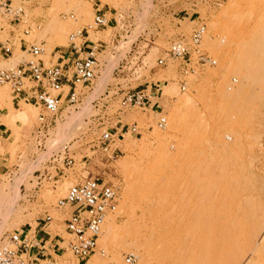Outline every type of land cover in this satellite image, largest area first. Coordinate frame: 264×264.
<instances>
[{
	"label": "rangeland",
	"instance_id": "obj_1",
	"mask_svg": "<svg viewBox=\"0 0 264 264\" xmlns=\"http://www.w3.org/2000/svg\"><path fill=\"white\" fill-rule=\"evenodd\" d=\"M11 1L14 13L23 11L19 20L0 15V43L10 50L0 52V67L31 59L24 52L30 44L43 46L40 58L51 64L54 50L68 47L70 35L83 29L102 48L94 84L81 87L78 105L64 106L42 146L34 134L39 110L0 84V243L16 232L34 233L47 215L53 218L47 231L68 239L67 214L57 202L90 177L116 182L121 198L88 264L173 263L157 244L167 218L175 224L200 219L204 229L219 218L264 224V57L257 52L264 40V0ZM99 11L111 20L108 27L89 29ZM200 26L207 28L201 49L213 63L194 73V64L178 60L158 66L174 41L189 39ZM117 84H157L163 96L158 109L123 115L142 135L120 137L119 157L106 164L86 141H76L88 129L87 118L99 112L92 101ZM118 108L114 97L108 111L113 123ZM161 117L165 129L158 126ZM65 145L72 167L52 158ZM85 154L93 157L87 161ZM257 252L253 264H264L263 243ZM50 255L60 264H77L69 250Z\"/></svg>",
	"mask_w": 264,
	"mask_h": 264
},
{
	"label": "built area",
	"instance_id": "obj_2",
	"mask_svg": "<svg viewBox=\"0 0 264 264\" xmlns=\"http://www.w3.org/2000/svg\"><path fill=\"white\" fill-rule=\"evenodd\" d=\"M8 1L0 2V15L14 14L15 20H19V13L23 10L19 9L14 13L12 1ZM110 21L106 14L99 11L89 29L107 28ZM206 29V26H200L189 39L174 41L165 55L158 59V66L164 67L169 61L178 60L186 65L194 64L191 71L194 73L196 69L213 63L201 49ZM84 30L70 35L68 47L54 50L51 64L40 58L45 55L43 46L30 44L24 52L31 56V59L21 61L15 66L0 67V84L9 85L14 95L32 103L39 110L38 125L34 134L40 146L51 136L64 106L78 105L84 96L81 87L92 86L99 75V54L102 45L92 43L89 35L84 37ZM24 33L29 34L30 27H27ZM0 52L5 53V56L10 50L4 43H0ZM4 59L8 61L10 58ZM161 91L157 84H146L133 89H124L117 84L110 91L106 90V95L102 94L99 99L92 101L93 107L99 112L87 118L88 129L76 142L86 141L88 150L92 152L91 149H94L93 154H97L103 162H114L120 153L117 147L118 139L126 135H142L143 131L136 123L125 124L123 115L134 109L143 112L158 109L163 96ZM114 97L118 100L119 108L114 115L116 122L113 123L108 111ZM158 126L165 129L167 120L161 117ZM71 152V148L65 145L52 158H63L64 163L72 167L74 159ZM92 157L84 155L87 161ZM120 198L119 185L101 177H90L70 187L66 196L56 205L58 211L67 214L64 224L69 236L68 239L60 237L62 244H67L59 248L60 252L69 250L76 258L77 264H88L91 256L97 251L98 241L108 219L119 211ZM52 222V216L47 215L40 219V232L36 230L33 233L31 228L7 236L0 243V264H60L48 253L51 240L42 237Z\"/></svg>",
	"mask_w": 264,
	"mask_h": 264
},
{
	"label": "bare ground",
	"instance_id": "obj_3",
	"mask_svg": "<svg viewBox=\"0 0 264 264\" xmlns=\"http://www.w3.org/2000/svg\"><path fill=\"white\" fill-rule=\"evenodd\" d=\"M257 52L259 54H257L258 56L261 55L264 57V40ZM173 207L169 210L170 212ZM173 214L175 215V210ZM191 220L193 219L191 218ZM199 220L194 219L192 222L188 220L186 223L180 221L179 224H175L173 220L166 219V233L160 234L159 238H161L159 241L157 240V244H159L160 248L164 249L163 251L169 252V256H172L173 259L169 260L168 258L167 262L169 260L173 261V263L170 262L171 264L254 263L256 260L255 255L258 253L257 251L261 244H264V232L262 233L264 231V224L261 221L252 222V220L245 219L233 222L219 218L211 226L208 225L207 229H204L199 225ZM159 224L161 225L160 222ZM162 224L164 225V223ZM160 225L159 227L161 228ZM260 226L261 231L255 233L256 229ZM161 229L158 230L162 232ZM170 230H173V232L168 233Z\"/></svg>",
	"mask_w": 264,
	"mask_h": 264
},
{
	"label": "crops",
	"instance_id": "obj_4",
	"mask_svg": "<svg viewBox=\"0 0 264 264\" xmlns=\"http://www.w3.org/2000/svg\"><path fill=\"white\" fill-rule=\"evenodd\" d=\"M107 14V13H106ZM23 45L26 46V42L21 41V48L23 47ZM0 132H3L0 130ZM40 232V229L38 230ZM46 240L50 239L51 240V244L48 250V253L50 254V251H55V252H60L59 248H61L60 244H62L61 240H59L56 237H53L51 233H49L48 231L46 232V234H42ZM50 236V237H49Z\"/></svg>",
	"mask_w": 264,
	"mask_h": 264
}]
</instances>
